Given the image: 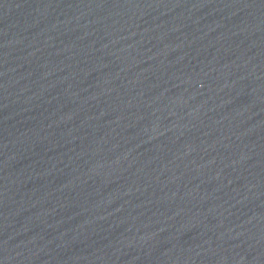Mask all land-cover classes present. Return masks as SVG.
I'll list each match as a JSON object with an SVG mask.
<instances>
[{
  "label": "water",
  "instance_id": "obj_1",
  "mask_svg": "<svg viewBox=\"0 0 264 264\" xmlns=\"http://www.w3.org/2000/svg\"><path fill=\"white\" fill-rule=\"evenodd\" d=\"M0 264H264V0H0Z\"/></svg>",
  "mask_w": 264,
  "mask_h": 264
}]
</instances>
